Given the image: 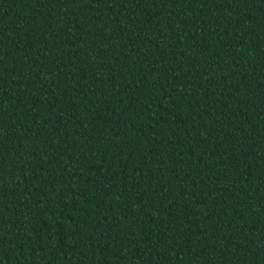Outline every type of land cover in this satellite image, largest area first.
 I'll use <instances>...</instances> for the list:
<instances>
[{
    "label": "trees",
    "instance_id": "trees-1",
    "mask_svg": "<svg viewBox=\"0 0 264 264\" xmlns=\"http://www.w3.org/2000/svg\"><path fill=\"white\" fill-rule=\"evenodd\" d=\"M0 264H264V0H0Z\"/></svg>",
    "mask_w": 264,
    "mask_h": 264
}]
</instances>
